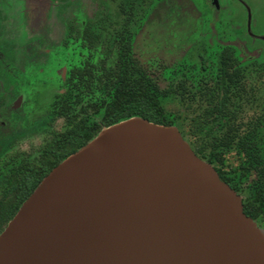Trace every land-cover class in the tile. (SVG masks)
<instances>
[{"label": "water", "instance_id": "water-1", "mask_svg": "<svg viewBox=\"0 0 264 264\" xmlns=\"http://www.w3.org/2000/svg\"><path fill=\"white\" fill-rule=\"evenodd\" d=\"M0 264H264V229L177 127L130 119L42 180Z\"/></svg>", "mask_w": 264, "mask_h": 264}, {"label": "flooded vegetation", "instance_id": "flooded-vegetation-1", "mask_svg": "<svg viewBox=\"0 0 264 264\" xmlns=\"http://www.w3.org/2000/svg\"><path fill=\"white\" fill-rule=\"evenodd\" d=\"M205 1L201 7L196 0H0V143L43 122L48 100L65 93L69 80L94 77L101 62L134 58L150 63L145 71L150 78L184 77L190 87L199 80L207 89L214 64L228 51L245 68L242 83L258 94V102L246 107V119L259 117L264 21L253 18L245 1L239 2L246 18L228 13L227 0ZM52 52L76 59L51 74L40 67ZM160 62L168 63L161 72ZM44 132L23 137L15 148L36 158Z\"/></svg>", "mask_w": 264, "mask_h": 264}, {"label": "trees", "instance_id": "trees-1", "mask_svg": "<svg viewBox=\"0 0 264 264\" xmlns=\"http://www.w3.org/2000/svg\"><path fill=\"white\" fill-rule=\"evenodd\" d=\"M232 57L225 51L214 64L207 89L199 80L190 87L184 77L150 78V63L136 58L101 62L94 77L69 80L65 93L48 100L43 122L0 143V234L55 167L104 129L134 117L177 127L196 155L242 197L244 212L264 226V112L246 119V107L258 102V94L242 83L245 68ZM167 64L160 62L159 71ZM40 129L45 140L36 158L15 148Z\"/></svg>", "mask_w": 264, "mask_h": 264}, {"label": "rangeland", "instance_id": "rangeland-1", "mask_svg": "<svg viewBox=\"0 0 264 264\" xmlns=\"http://www.w3.org/2000/svg\"><path fill=\"white\" fill-rule=\"evenodd\" d=\"M239 1H245L247 4H249L251 11L253 12V18L255 20H261L264 21V0H231L232 4L230 5V2H228V13H239L242 14L246 18V9ZM196 3L200 5L201 7L206 6L205 0H196ZM258 5V10L257 8ZM259 7L261 9H259ZM257 13V14H256ZM53 53V52H52ZM76 59V56H69L67 58L65 55H58V54H51L48 58V61L43 68L40 67V69H43V71H47L48 73H55L60 72L61 70L66 68V63L71 62L72 60ZM32 72L29 70V73ZM33 73V72H32ZM61 128V124L59 125V129ZM38 142V141H37ZM36 143V142H34ZM28 147V146H27ZM264 229V226H262Z\"/></svg>", "mask_w": 264, "mask_h": 264}]
</instances>
